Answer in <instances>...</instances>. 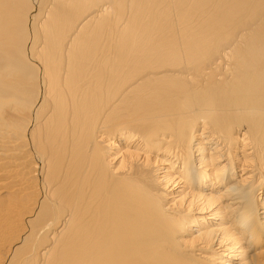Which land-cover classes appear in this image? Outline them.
Masks as SVG:
<instances>
[{
  "label": "bare ground",
  "instance_id": "obj_1",
  "mask_svg": "<svg viewBox=\"0 0 264 264\" xmlns=\"http://www.w3.org/2000/svg\"><path fill=\"white\" fill-rule=\"evenodd\" d=\"M0 264H264V0H0Z\"/></svg>",
  "mask_w": 264,
  "mask_h": 264
}]
</instances>
